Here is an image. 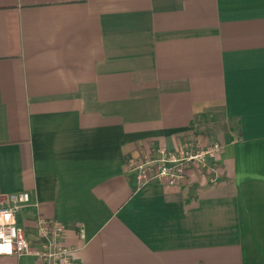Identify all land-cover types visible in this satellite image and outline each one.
Instances as JSON below:
<instances>
[{
    "label": "crops",
    "instance_id": "1",
    "mask_svg": "<svg viewBox=\"0 0 264 264\" xmlns=\"http://www.w3.org/2000/svg\"><path fill=\"white\" fill-rule=\"evenodd\" d=\"M188 140L222 149L175 185L129 170ZM15 191L31 243L58 220L80 264H264V0H0Z\"/></svg>",
    "mask_w": 264,
    "mask_h": 264
},
{
    "label": "built area",
    "instance_id": "2",
    "mask_svg": "<svg viewBox=\"0 0 264 264\" xmlns=\"http://www.w3.org/2000/svg\"><path fill=\"white\" fill-rule=\"evenodd\" d=\"M221 149L219 143L197 148L193 140H188L175 150L162 148L157 153L132 158L128 167L140 183L159 181L175 185L185 177L190 166L205 167ZM30 205L28 191L10 192L0 200V255H31L36 264H80L76 249L63 243L64 224L58 220L39 215L36 221L38 244L31 243L18 219L19 213Z\"/></svg>",
    "mask_w": 264,
    "mask_h": 264
}]
</instances>
